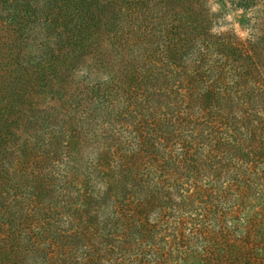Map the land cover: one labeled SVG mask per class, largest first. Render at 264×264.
Returning <instances> with one entry per match:
<instances>
[{"label":"trees","instance_id":"16d2710c","mask_svg":"<svg viewBox=\"0 0 264 264\" xmlns=\"http://www.w3.org/2000/svg\"><path fill=\"white\" fill-rule=\"evenodd\" d=\"M192 3L0 0V264H264V49Z\"/></svg>","mask_w":264,"mask_h":264},{"label":"rangeland","instance_id":"374dc122","mask_svg":"<svg viewBox=\"0 0 264 264\" xmlns=\"http://www.w3.org/2000/svg\"><path fill=\"white\" fill-rule=\"evenodd\" d=\"M183 1L186 5L194 7L192 3L194 0ZM201 7H203V12L207 10L210 16L211 33L224 34L239 45L256 51L257 54L261 48L264 49V2L261 0H203ZM181 10L184 11V9ZM17 51L18 49H15L13 56H6L0 60V106L3 107L5 114L10 115V118L13 115L12 111L21 110L19 107L30 110L29 116L33 113L40 118L41 86L30 88L33 82L36 86L41 85V74H27L29 70H35L36 67L21 64L24 63L26 56L17 54ZM260 52L264 60V50ZM34 64L37 65V62ZM10 68L14 71L8 70L5 74H1ZM17 116L20 122L21 113ZM36 116L32 121L27 122L23 118L24 123L21 124L22 128L20 127L19 130L23 129L28 132L35 130L36 134L40 135L41 120ZM22 134L25 135V133Z\"/></svg>","mask_w":264,"mask_h":264}]
</instances>
